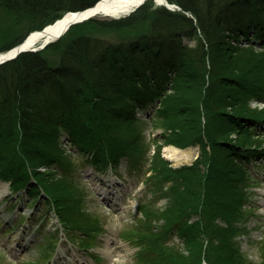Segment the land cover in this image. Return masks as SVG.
<instances>
[{
	"label": "trees",
	"instance_id": "16d2710c",
	"mask_svg": "<svg viewBox=\"0 0 264 264\" xmlns=\"http://www.w3.org/2000/svg\"><path fill=\"white\" fill-rule=\"evenodd\" d=\"M98 1L0 0V19L27 22L23 31H9L0 52ZM168 2L181 11L149 2L129 16L89 21L99 39L77 24L44 50L0 65V181L30 199L45 194L46 207L63 210L69 229L94 230L80 212L85 193L73 170L91 156L98 168H116L147 151L136 111L153 105L151 126L162 129L163 145L201 149L191 166L174 169L155 145L147 190L169 200L160 218L175 228L178 242H157L154 262L255 264L235 243L251 186L236 159L264 144V135L251 130L264 122V110L249 107L252 98L264 103V43L254 53L239 42L254 23L260 31L253 38L264 41V0ZM62 131L71 152L61 147ZM140 210L147 214L145 205ZM139 235L138 244L148 246ZM260 252L257 264H264L263 244Z\"/></svg>",
	"mask_w": 264,
	"mask_h": 264
},
{
	"label": "rangeland",
	"instance_id": "374dc122",
	"mask_svg": "<svg viewBox=\"0 0 264 264\" xmlns=\"http://www.w3.org/2000/svg\"><path fill=\"white\" fill-rule=\"evenodd\" d=\"M7 15H3L2 19H0V46L3 44L4 38L8 36L9 31L11 34L14 31H23L27 26V22L25 21L15 24L13 19ZM95 16L88 19V21L80 23V25L86 24L87 35H91L92 37L99 39V37H103V34L100 32L98 33L89 21L114 17H105L104 15ZM120 16L121 14L118 15V17ZM255 27L256 24L254 23L250 28H248L246 32H248L251 28L252 30L249 31L247 36H250L252 34L250 32H254V30H256L255 35L258 34L260 30L259 28L258 30L257 28L255 29ZM5 32H7L6 36L3 35ZM105 40L109 42L111 41L110 39ZM239 46L241 48L253 46L251 51L254 53L263 50L261 44L260 46L258 43H255L254 45L252 43H245L243 40H240ZM6 52L7 51L0 52V54H4ZM244 52V56L249 54L246 50H244ZM252 99H250L249 102L250 108L257 107L264 110V105H260ZM136 113L140 112L137 111ZM153 119L154 118L152 116H149L146 120H140L142 122L140 134L142 136V140L145 143H148V147L146 149L147 151L142 153L140 156H137L133 162L127 163L124 166L122 165V169L115 172V174L120 177L119 179L125 183V188H117L115 190L120 194H123V202L124 205L127 206L126 210L120 209L119 206L116 208L117 210H112L111 208L115 207L114 205H110L108 207L103 204L104 201L110 202L109 197H112L110 200L114 201L113 196L107 195L108 191L104 190L105 187H102V189L99 190V193L97 192V195H95L96 190L101 185L98 182L96 174L92 172L93 170H88L83 163H79L80 165L74 168L72 173L73 179L79 183L80 188L85 193L84 196H88L86 199V208H83L82 211L84 213L83 218L85 220L87 219L97 222L95 230L101 229V234L103 235L98 237V243H88L87 247H91L93 250H89L88 252H82L81 250L75 251L73 246L59 241L61 248L57 253L54 264H80L79 262H75L76 259L89 264L92 262L88 257L91 252L93 253V258L101 257L100 264H157L154 262L153 257V253L155 254L156 251V243L163 242L164 244L170 246L173 242H178L176 236L174 235L175 228L166 229L168 226L167 220L162 217L160 218L161 212H164L167 209L169 200H166L160 194H157L155 197H151V195L146 192L147 180L152 175L149 171L151 164L150 159L153 155L155 145H160L163 141L162 129L153 128L151 126L153 124ZM262 125L264 124L262 123ZM262 128L263 127H259L258 124L251 126V130L259 134L260 137H263L262 135H264V130ZM151 139H156L158 141L151 143ZM164 148L167 147H163V149ZM193 149V151H196V155H198V152L200 154L201 149ZM261 158L263 159L254 160L255 162H253L252 165H248L250 170L249 178H251V186L247 187L249 200L247 204H245L246 212L241 219L243 221V229H240L242 234L235 240L237 248L240 249V252L243 253L247 261L255 264L260 261V246L262 244L264 245V156H261ZM168 162L171 166L176 167L175 164H171L170 160ZM107 175L108 177L105 178L108 180L107 184H111L116 181L117 177L112 173H106L105 176ZM144 178L146 183L143 184L142 182ZM8 193L9 189L7 186L0 183V264H27L32 259L35 260L34 263H40V244H45V242L41 239V232H34L32 229L34 224V229H36V221L39 220L41 223V218L43 214H45V209L43 208L41 211L39 209L40 206L37 204H35V206L32 205L31 201L22 194L14 199V197H11ZM105 198L107 199L105 200ZM162 199H165V201H161ZM143 205H145L147 214L140 210V207ZM137 208L138 212L136 211ZM171 217L174 218L177 216L171 215ZM196 219L197 216L194 215L189 217L188 221L189 223H192ZM170 221H172V218H170ZM56 224L57 223L52 216L47 214L44 218L42 226L45 227L46 231L51 230L53 232L57 227ZM22 225L28 226V232L22 233L20 230ZM119 230L121 231V237L124 241L120 239V241L115 244L112 242L107 244L109 236L117 233ZM147 230L151 231L147 232ZM153 232L158 233L160 237L153 235ZM139 234L147 237L148 246L143 247L138 245L140 237ZM7 239H11L13 241L20 240L21 242H24V249L28 253L19 257L11 256L4 248ZM74 239L83 240L79 231H77ZM102 239L105 241V245H103ZM16 246L20 247L19 245ZM148 251V259L145 261V253ZM105 252L108 253L107 258L105 257V255H107ZM184 254L185 256L183 258L185 260L187 255L186 251ZM40 264H42V262ZM46 264H53V262H48Z\"/></svg>",
	"mask_w": 264,
	"mask_h": 264
},
{
	"label": "bare ground",
	"instance_id": "6f19581e",
	"mask_svg": "<svg viewBox=\"0 0 264 264\" xmlns=\"http://www.w3.org/2000/svg\"><path fill=\"white\" fill-rule=\"evenodd\" d=\"M162 0H108L105 2L102 0V2L98 3L97 7L93 10L87 11L83 15H78L77 17H66L64 20H62L61 17L57 19V22L54 25H49L47 31L45 32V37H40L38 36L39 33H35L31 36L28 37V39L25 42L26 47H29L31 45L39 44L41 41H57V36L60 32L64 30L63 35L65 36L67 32L70 30L73 24L65 28V24L68 20H73V19H80L81 17L87 16L88 14H92L93 12H98V15H104L106 17L109 16H117V15H124V14H129L130 11L133 9H138V5L140 7L146 3L152 2L155 4L157 7H164L165 9L173 12V11H181V9L176 5V4H171L168 2V0H164L162 2V5H158L157 3L161 2ZM171 7L172 9L168 8ZM96 15L95 17H97ZM94 17V16H93ZM77 21V20H75ZM42 38V39H41ZM14 51L11 53L5 55L9 56L12 54ZM4 57H1L0 55V60H3ZM15 60V59H14ZM13 61V60H9ZM166 153L165 156L168 160H171L174 164L180 166V164L184 163H191L193 158L196 155V151L190 150V151H178L174 149L173 147L166 148Z\"/></svg>",
	"mask_w": 264,
	"mask_h": 264
},
{
	"label": "water",
	"instance_id": "95a60500",
	"mask_svg": "<svg viewBox=\"0 0 264 264\" xmlns=\"http://www.w3.org/2000/svg\"><path fill=\"white\" fill-rule=\"evenodd\" d=\"M105 2H107V0H104ZM101 2H102V0H101ZM162 2H164V0H162L161 2H159V3H157L158 5H162L163 3ZM97 7V5L93 8H88L87 10H85V11H82V12H77V13H75V14H71V13H68V14H66V16L64 17V18H62V20H64L66 17H77V14L78 15H83L84 13H86L87 11H90V10H93V9H95ZM138 7H140V5H138ZM168 8H170V9H172L171 7H169L168 6ZM130 13V12H129ZM96 14H98V12H93L92 14H88L87 16H84V17H81L80 19H73V20H68L67 22H66V26H65V28L66 27H68V26H70L71 24H77V23H79V22H82V21H86V20H88V18H90L92 15H96ZM75 20H77V21H75ZM47 29L48 28H45L43 31H41V32H35V33H39V35L38 36H40V37H45V35H42V34H45V32L47 31ZM34 33V34H35ZM64 33V30L62 31V32H60L59 34H58V38L57 39H59L60 37H61V35ZM33 35V34H32ZM25 45V43H23V44H20L19 46H17V47H14V52L12 53V54H10L9 56H5L6 54H4V56H2L1 55V57H4V59L3 60H0V64H3L4 62H6V61H9V60H12V59H14L17 55H19L20 53H23V52H25V51H36V50H40V49H43V47L46 45V43H44V44H42L41 46H39L37 49H35V48H32L31 46V48L30 47H26V46H24Z\"/></svg>",
	"mask_w": 264,
	"mask_h": 264
}]
</instances>
